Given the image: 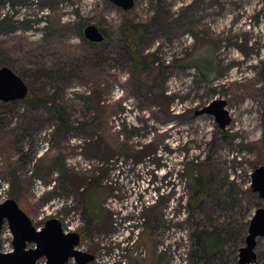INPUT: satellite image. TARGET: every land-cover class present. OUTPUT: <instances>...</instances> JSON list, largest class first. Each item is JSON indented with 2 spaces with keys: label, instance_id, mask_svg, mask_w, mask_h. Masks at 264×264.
<instances>
[{
  "label": "rangeland",
  "instance_id": "obj_1",
  "mask_svg": "<svg viewBox=\"0 0 264 264\" xmlns=\"http://www.w3.org/2000/svg\"><path fill=\"white\" fill-rule=\"evenodd\" d=\"M83 19L109 42L84 41ZM126 21L149 25L140 50L156 52L165 67L141 74L143 94L122 48ZM205 50L214 52L212 79L196 66H172L199 52L209 57ZM0 60L48 102L0 109V203L15 199L37 228L58 218L80 233V249L96 257L89 264H184V253L195 264L193 233L201 229L226 236L220 262L239 264L250 219L264 206L248 177L264 165V0H135L126 11L107 0H0ZM216 99L232 119L225 128L213 114H197ZM21 139L26 151L36 149L34 159L20 160ZM198 155L210 156L214 177L199 196L196 224L182 169ZM98 177L100 197L108 195L86 230L77 191ZM12 241L5 224L0 251ZM256 252L263 264L264 236Z\"/></svg>",
  "mask_w": 264,
  "mask_h": 264
},
{
  "label": "water",
  "instance_id": "obj_2",
  "mask_svg": "<svg viewBox=\"0 0 264 264\" xmlns=\"http://www.w3.org/2000/svg\"><path fill=\"white\" fill-rule=\"evenodd\" d=\"M107 1L125 11L135 5V0ZM83 34L93 43L105 40L103 31L93 23L84 27ZM28 92L29 86L22 77L10 67L0 65V101L24 100ZM225 106V100L216 99L197 114H213L220 127L225 128L232 120ZM251 188L264 200V165L253 172ZM5 224L12 232L13 248L8 252L0 251V264H66L72 258L78 264H88L95 259L93 253L76 248L81 244L80 233L65 232L58 218H50L42 228H37L13 198L0 203V236ZM263 236L264 206H259L250 219L245 245L239 250V264H257L256 247L258 238ZM31 244L34 246L30 247ZM42 258L44 262L40 261Z\"/></svg>",
  "mask_w": 264,
  "mask_h": 264
},
{
  "label": "trees",
  "instance_id": "obj_3",
  "mask_svg": "<svg viewBox=\"0 0 264 264\" xmlns=\"http://www.w3.org/2000/svg\"><path fill=\"white\" fill-rule=\"evenodd\" d=\"M87 24L88 23L83 19L79 28V35L84 41L88 42L91 45H106L109 42V38L108 36H106V31L104 29H101L100 27L99 28L105 34V40L103 42L93 43L86 40L83 34V29ZM149 36L150 29L148 24L133 23L132 21H126L121 26L122 48L124 49L125 53L131 61L132 77L134 79L135 86L138 92L141 94H143L145 90L144 84L140 77L141 74L154 68H157L159 73H163L165 70V67L156 64V62L158 61V56L156 52L144 53L142 50H140L142 42L144 43V41H146ZM205 51L208 53L209 57H200L199 54L201 52H199L190 57H186L181 61L177 60L174 64H172V66L180 68L196 66L200 69L201 74L202 76H204V78L212 79L214 69L216 68L214 63L215 58L213 57L214 52L211 53L208 50ZM197 55L199 56V58L197 57ZM201 56H204V54H201ZM201 59H204V64H202ZM0 65L6 66L7 64L0 60ZM162 91H164V89ZM18 101L22 100L9 102L0 101V109L8 111V109L16 105ZM23 101L34 108L40 106H47L48 108L47 99L38 96V94H36L31 88H29V92ZM53 107L55 110V116H57L64 124H67L68 120H66L62 108L57 105H54ZM260 109L263 135L262 137L264 140V105L261 106ZM83 125H86V123H83ZM17 148L18 153H20L21 161H25L26 159H34L37 154L36 149L33 147L29 148L27 151L24 149L23 139L20 140V144ZM201 157V155L192 157L191 159H189V161L183 164L182 169V175L186 179L187 185L192 189V195H190L186 203V207L188 209V219L195 223V212L204 208V201L200 200L199 196L202 193H208L210 183L213 181L214 177V169L210 162V156L206 155L202 158ZM100 179L101 177L91 179L88 183L87 190L82 192L77 191L83 206V215L86 219V230H89L91 228L93 220L95 218L100 217L101 212L104 210L102 205L105 204V197L108 194L104 193L103 196L100 197L99 192L103 188L102 185H100ZM64 187L66 188V190L71 191L67 186ZM250 189L252 188L250 187ZM238 192L239 191L236 185L233 182L230 183V194H237ZM227 240L228 238L226 236H223L218 229H201L194 232V248L190 251V257L192 259V262H194L195 264H223L222 262H220V258L224 253V247ZM152 256L153 255H151V257ZM161 260L162 259L160 258L157 259V261Z\"/></svg>",
  "mask_w": 264,
  "mask_h": 264
},
{
  "label": "built area",
  "instance_id": "obj_4",
  "mask_svg": "<svg viewBox=\"0 0 264 264\" xmlns=\"http://www.w3.org/2000/svg\"><path fill=\"white\" fill-rule=\"evenodd\" d=\"M248 177H249V179H250V181H249V183L251 184V178H252V174L250 173L249 175H248ZM249 184V185H250ZM72 230V229H71ZM125 230V229H124ZM66 231V230H65ZM66 232H70V231H66ZM130 233V232H129ZM124 243V242H123ZM82 245V244H81ZM80 245V246H81ZM80 246H78V249H80ZM80 250H82V249H80ZM82 251H86V250H82ZM184 251H185V248H184ZM95 259H96V257H95ZM183 263L184 264H188V259H187V257H186V255H185V253H184V258H183Z\"/></svg>",
  "mask_w": 264,
  "mask_h": 264
},
{
  "label": "flooded vegetation",
  "instance_id": "obj_5",
  "mask_svg": "<svg viewBox=\"0 0 264 264\" xmlns=\"http://www.w3.org/2000/svg\"><path fill=\"white\" fill-rule=\"evenodd\" d=\"M83 240V237H82V235H81V241ZM94 254V253H93ZM93 262V261H92ZM89 264V263H88Z\"/></svg>",
  "mask_w": 264,
  "mask_h": 264
}]
</instances>
